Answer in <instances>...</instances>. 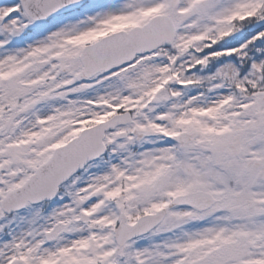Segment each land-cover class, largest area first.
I'll use <instances>...</instances> for the list:
<instances>
[{
    "label": "snow or ice",
    "instance_id": "1",
    "mask_svg": "<svg viewBox=\"0 0 264 264\" xmlns=\"http://www.w3.org/2000/svg\"><path fill=\"white\" fill-rule=\"evenodd\" d=\"M0 264H264V0H0Z\"/></svg>",
    "mask_w": 264,
    "mask_h": 264
}]
</instances>
